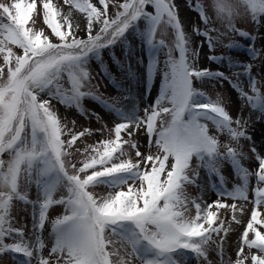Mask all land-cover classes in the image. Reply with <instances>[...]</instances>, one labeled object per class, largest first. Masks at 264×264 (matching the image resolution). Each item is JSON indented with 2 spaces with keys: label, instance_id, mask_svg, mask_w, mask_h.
<instances>
[{
  "label": "snow or ice",
  "instance_id": "obj_1",
  "mask_svg": "<svg viewBox=\"0 0 264 264\" xmlns=\"http://www.w3.org/2000/svg\"><path fill=\"white\" fill-rule=\"evenodd\" d=\"M62 2L84 15L86 37L79 36L80 25L71 11L61 12L62 5L52 0L0 2V255L20 254L25 258L21 264H181L177 257L188 252L198 261H208L215 245L219 264H264V156L256 155L258 168L250 172L240 163L243 154L230 144L223 145L226 152H220V141L209 125L238 143L240 138L250 139L243 130L245 122L234 120L219 98L213 100L195 86L196 81L227 80L243 100L264 113V95L252 75V65L208 56L213 63L228 61L230 67L242 68V72L233 73L235 82L219 69L198 67L199 48L207 43L211 52L224 33L210 27L203 31L194 28L203 38L194 49L174 0H122L113 4L118 9L114 16L108 13L110 0ZM189 7L197 13L198 24L212 23L197 0H189ZM212 8L229 31L253 42L248 52L253 60L258 59L256 37L236 28L235 20L250 13L259 28L264 0H212ZM41 16L50 29L47 34L29 26ZM140 21L144 22L143 31L138 28ZM167 27L174 32L172 47L156 40L158 30ZM130 29L150 54L149 82L157 71L156 56L166 48L159 95L145 108L144 117L135 109L125 111L85 90L91 81L89 61L103 64L102 51L124 43ZM213 31L219 35L213 37ZM226 46L238 45L233 42ZM105 75L111 79L109 73ZM241 76L248 78L251 94L244 91ZM85 98L98 100L121 122L110 130L113 138L101 139L81 152L76 142L90 137L92 131H75L76 122L61 118L53 101L99 119L97 113L83 110ZM138 131L148 138L147 154L132 139ZM128 149L135 152V158ZM75 153L84 156L79 164L73 162ZM194 159L198 162L195 168ZM220 159L230 160L242 183L231 191L221 184L218 196L247 201L249 177H255V207L246 222L236 215L246 213L243 205L220 200L207 203L184 191L187 184L199 187L201 167L220 175ZM220 179L223 181L222 176ZM33 184L37 195L30 199L28 189ZM98 186L105 187L104 195L91 191ZM61 187L66 194L56 198ZM17 201L32 209L28 234L24 226H15L12 210ZM189 203L195 207L194 216L186 215ZM54 206H62L64 212L51 221L52 245L45 256L42 231ZM220 209L233 213L227 226L219 217ZM233 222L243 226L235 260L225 259L224 253Z\"/></svg>",
  "mask_w": 264,
  "mask_h": 264
},
{
  "label": "rangeland",
  "instance_id": "obj_2",
  "mask_svg": "<svg viewBox=\"0 0 264 264\" xmlns=\"http://www.w3.org/2000/svg\"><path fill=\"white\" fill-rule=\"evenodd\" d=\"M0 2H6V0H0ZM37 2L39 3V0H37ZM52 2L54 4L62 5L60 10L63 13L71 11L72 18L80 25V30L78 32L79 36L86 37V32L84 31L86 27V19L84 15L74 8L70 9L67 4H63L62 0H52ZM120 2H122V0H110V6L108 9L109 16H114L118 10L113 4H118ZM197 2L203 5L207 15L211 17L212 23L210 25L205 26L197 23L199 17L197 13L189 7V0H174V3L178 8L179 19L185 32L192 41V47L194 49L197 48L200 41L203 39L202 37L197 36L193 31L196 27H199L201 31L205 30V27H210L212 29H218L219 32L224 33L211 52L209 51L207 43H204L203 47L199 48L197 66L200 68H210L213 71L219 69L220 71H223L226 76L231 77L235 82L237 78L233 73L242 72V68L230 67L228 61L213 63L208 59V56L215 55L229 57L234 64H251L252 75L258 81L257 86L260 93L264 95V18H262L259 28L252 22L250 13L247 16H238L235 20L236 28L246 31L256 37L254 46L260 51V57L253 60L248 52V48L253 42L239 36L238 33L229 31L219 20L216 19L215 11L212 8V0H197ZM149 10L151 11L152 9L149 8ZM29 26L33 27L34 30H43L46 34L50 32V29H48L43 23L42 16L37 20L35 25L30 21ZM138 28L139 31H143V21L138 22ZM219 32L213 31L210 34L213 37H216L219 35ZM126 35L127 40L124 43L118 42L115 46L102 51L101 55L103 64L95 59L89 61L88 71L91 76V81L90 88L85 90L93 91L95 95L108 101L110 104H115L117 107H120L125 111L130 112L135 109L138 116L144 117L145 108L152 105L159 95V87L162 82L160 69L163 68L164 61L167 59L166 48H162L157 54V71L149 82L147 78V66L151 57L147 51V46L141 41L135 31L130 29ZM156 40H163L167 47H172L174 45L173 30L170 27L158 30ZM233 42L238 46L232 48L226 46ZM174 55H177V53H174ZM2 64L3 60L2 57H0V65ZM6 70L7 69L5 68V72ZM105 70H108L111 73V79L105 75ZM240 83L244 88V91L251 94L248 85V78L241 76ZM195 86L211 99L216 100L219 98L221 105L226 111H228L234 120L239 118L242 122H245L243 130L245 131L246 136L250 137V139L240 138L238 143L232 141L226 132L219 133L211 124L209 125L211 133L216 135L220 141V152H226L223 145L230 144L238 152L243 154V156L240 157V163L244 168L248 169L250 172L257 170L258 161L256 155L259 154L264 156V113H261L258 109H254L250 104L243 100L239 96L237 90H235L227 80L222 82L209 80L196 81ZM146 88L148 89L147 95ZM53 104L61 118H67L68 121L74 120L76 122L75 131H83L84 128H89L92 131L90 137H82L76 142L75 147H78L81 152H83L88 145H93L101 139L113 138V133L110 130L115 127L117 122H121L114 111L105 108L102 103L92 98H85L82 101V108L88 113H97L99 119H97V116L95 115H81L76 108H66L55 100L53 101ZM232 126L236 127L235 124ZM127 138L128 137L126 136L124 137V139ZM132 139H134L140 146L139 150L141 152L145 154L148 153V138L143 131H138ZM125 147L127 148V146ZM253 148H255L256 152H253ZM128 151L130 155L135 158V152L131 149H128ZM3 158L7 159L8 157L5 154ZM83 158L84 156L80 153H75L74 157H72L73 162L77 164H79ZM197 163L198 162L194 159L193 168L196 167ZM217 167L220 175L210 173L206 168L201 167L199 169V179L197 180L199 187H197V185L187 184L184 186V191L189 197H200L207 203L220 200L227 204L236 203L238 207L243 205L247 210L246 213L241 216L240 213L237 212L236 215L239 219L246 222L250 218L251 210L255 207L252 203L255 199L253 194V189L256 186L255 177H249L247 201L226 199L217 194V189L220 188L221 184L223 185V189L231 191L236 185L241 184L242 181L239 179L230 160L220 159ZM221 176L223 177V181L220 179ZM91 191L97 196H102L105 194L106 189L104 186H98L95 189H91ZM28 192L30 199L36 198L37 190L34 184L28 189ZM62 194H66V190L61 187L56 193V198H59ZM213 210L216 209L213 208ZM31 211L32 209L30 206L26 208L22 202H14L12 215L15 217V226H24L26 234L32 229ZM63 212L64 210L62 206H54L48 212V220L42 231V236L46 244V247L43 250L45 256H48L49 249L52 245V237L50 235L51 221L57 216L62 215ZM218 214L220 219L225 220L226 226L228 222L231 221L233 215L230 209H220ZM186 215H195V207L191 203L188 204ZM231 227L233 230L230 231L225 238L224 253L225 259L231 258L232 260H235L237 251L236 242L240 233L243 231V226L236 225L233 222ZM245 252L247 254L248 250L246 249ZM51 259L54 260L55 257H52ZM177 259L180 260L181 264H208V261H211V264H219V257L215 251V245L212 246L208 253V261H205L203 258H200L198 261L195 255L190 252L186 253L183 257H177ZM24 260L25 258L20 254H15V256L10 253L0 255V264H21ZM33 264H35V261H33Z\"/></svg>",
  "mask_w": 264,
  "mask_h": 264
},
{
  "label": "trees",
  "instance_id": "obj_3",
  "mask_svg": "<svg viewBox=\"0 0 264 264\" xmlns=\"http://www.w3.org/2000/svg\"><path fill=\"white\" fill-rule=\"evenodd\" d=\"M177 56H178V53H177ZM105 72L109 73L111 75V73L108 71V70H105ZM91 91V90H90ZM93 92V91H92Z\"/></svg>",
  "mask_w": 264,
  "mask_h": 264
}]
</instances>
